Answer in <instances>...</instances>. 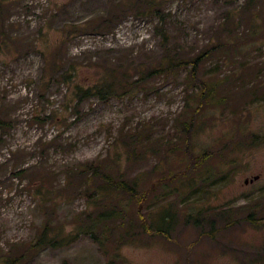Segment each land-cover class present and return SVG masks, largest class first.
Masks as SVG:
<instances>
[{"label": "rangeland", "instance_id": "1", "mask_svg": "<svg viewBox=\"0 0 264 264\" xmlns=\"http://www.w3.org/2000/svg\"><path fill=\"white\" fill-rule=\"evenodd\" d=\"M207 52L198 75L219 92L194 117L188 69L81 102L61 79L133 82ZM0 122V264H264V0H0ZM98 160L153 188L142 205L111 195L117 218L101 222L84 179L64 185ZM45 226L62 242L32 247Z\"/></svg>", "mask_w": 264, "mask_h": 264}, {"label": "trees", "instance_id": "2", "mask_svg": "<svg viewBox=\"0 0 264 264\" xmlns=\"http://www.w3.org/2000/svg\"><path fill=\"white\" fill-rule=\"evenodd\" d=\"M148 9L145 10L144 15L150 19H155L157 22L155 24V32L156 35L166 41V34L163 32V25H164V17L161 14V12L158 10V7L154 2L147 3ZM210 53H201L197 55L196 57L192 59H178L175 56H172L171 54L166 55L165 57L160 59V61L152 66H148L147 70L144 72L140 71V79H136L133 82H131L126 76L122 75L120 80H113L110 83H104L101 85H93L91 87L83 88L79 86L78 84L73 83L74 74L69 72L67 74H63L61 76V79L63 80V83L69 84L72 87V100H77L79 102L82 101L83 98H89V97H97L100 99H106L110 97L111 95H114L116 91L120 90H126L128 88H134L135 86L139 85L140 83L145 84V81L153 77L154 75L164 74L173 70H180V69H188L189 77L187 78V83H192L193 85H198L200 87L199 89V95L197 96L196 93L192 92L187 95V100L185 103V110L183 113H185L188 109L192 108L194 104H197V108L194 110L193 117L197 114L198 110L200 109V106L204 103H212L217 102V95H218V86L220 84H211L208 80H204L203 78L199 77V70L201 68V65L203 61L205 60V55H209ZM144 73V74H143ZM145 80V81H144ZM221 103V102H220ZM196 107V105H195ZM1 123V122H0ZM183 123V122H182ZM2 124V123H1ZM125 133L121 134L119 136L118 140L121 144L128 149L129 152V158H134L135 153L132 151V148L130 149L129 137L124 136ZM191 156L188 152V157ZM208 154H202L199 159L201 161L206 160L208 157ZM190 158V157H189ZM192 160V159H191ZM115 164L116 166H119L118 160L113 159V161H109V165ZM77 177L84 179L83 182V192L87 195L88 192H90V189L92 188L93 194L88 193V198L92 199L95 204L101 203L103 211L99 214V219L101 222L113 218L116 219L115 212L113 210L107 209L108 206L106 203L107 198L112 197L115 198L117 195L127 197L128 199L136 200L138 207L142 205V203L145 201L148 193H150L153 188H148V190H145L144 192H139L138 190V184L133 180L126 179L121 172L117 171L114 172L110 166H105L103 161H93V162H85L82 164H79L72 169H70L69 173L65 177L64 185L67 187H70V178L71 177ZM82 181V180H81ZM80 181V182H81ZM39 185L36 187L35 193L38 198H41L45 201L46 194L43 191V188L41 184H35ZM59 196H63V194H59ZM65 196V195H64ZM43 201V203H44ZM119 213V212H118ZM137 218L139 220L138 229L142 230L144 232H150L152 229V225L148 224L146 216L142 213L141 210H137ZM168 219V218H167ZM166 220V218L164 219ZM94 224L90 223L88 229H90ZM47 226H45L43 232L41 235L37 238L35 243L32 247H40V246H46L48 244L53 245H59L62 242V238L59 234H56V236L53 237V240L48 238L47 235ZM78 230L75 235H79L80 233L84 234L86 229L84 226L79 225ZM89 231V230H88ZM161 231V230H160ZM158 230V233H160ZM93 233V229L90 231ZM163 233V231H161ZM72 236V235H71Z\"/></svg>", "mask_w": 264, "mask_h": 264}, {"label": "water", "instance_id": "3", "mask_svg": "<svg viewBox=\"0 0 264 264\" xmlns=\"http://www.w3.org/2000/svg\"><path fill=\"white\" fill-rule=\"evenodd\" d=\"M254 180H257V177H255ZM245 183H247V181H245Z\"/></svg>", "mask_w": 264, "mask_h": 264}]
</instances>
